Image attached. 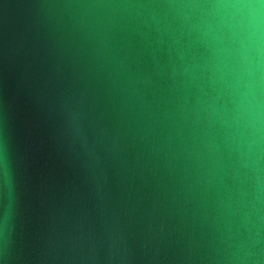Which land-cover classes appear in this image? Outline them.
Masks as SVG:
<instances>
[{
	"label": "water",
	"instance_id": "1",
	"mask_svg": "<svg viewBox=\"0 0 264 264\" xmlns=\"http://www.w3.org/2000/svg\"><path fill=\"white\" fill-rule=\"evenodd\" d=\"M0 264H264V0H0Z\"/></svg>",
	"mask_w": 264,
	"mask_h": 264
}]
</instances>
